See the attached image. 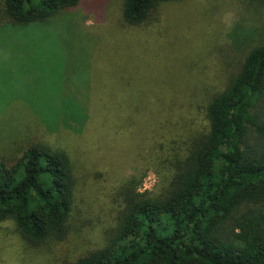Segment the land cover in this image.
<instances>
[{
	"label": "trees",
	"instance_id": "trees-1",
	"mask_svg": "<svg viewBox=\"0 0 264 264\" xmlns=\"http://www.w3.org/2000/svg\"><path fill=\"white\" fill-rule=\"evenodd\" d=\"M169 1L182 0H123V21L140 26ZM80 2L0 0V26L46 21ZM241 2L264 6V0ZM256 31L258 39L222 90L200 98L191 81L176 83L165 95L136 98L120 117L105 119L110 128L123 123L131 146L122 152L132 154L134 147L137 159L113 189L100 193L111 202L107 219L99 218L109 223L105 245L62 264H264V25ZM40 119L47 128L48 120ZM71 124L85 137L87 178L98 165L95 134L102 122L85 114ZM60 127L71 128L47 130ZM20 153L13 162L0 159V223L13 220L34 243L64 238L78 214L75 161L43 141ZM149 170L158 181L141 191Z\"/></svg>",
	"mask_w": 264,
	"mask_h": 264
},
{
	"label": "rangeland",
	"instance_id": "rangeland-1",
	"mask_svg": "<svg viewBox=\"0 0 264 264\" xmlns=\"http://www.w3.org/2000/svg\"><path fill=\"white\" fill-rule=\"evenodd\" d=\"M122 3L81 0L46 21L0 26V159L15 161L34 141L68 150L78 210L68 235L41 243L23 237L13 220L1 222L0 264H62L103 247L111 202L100 193L113 189L137 159L134 147L132 154L122 152L131 146L123 123L110 128L105 119L120 117L136 98L165 95L176 83L191 81L200 98L222 90L264 25V6L182 0L162 3L148 22L131 26ZM85 114L102 122L95 134L98 165L87 178L85 137L71 124ZM39 117L50 130L71 128L49 133ZM157 181L149 170L139 188L151 190Z\"/></svg>",
	"mask_w": 264,
	"mask_h": 264
}]
</instances>
